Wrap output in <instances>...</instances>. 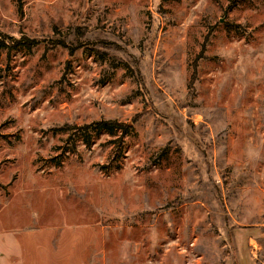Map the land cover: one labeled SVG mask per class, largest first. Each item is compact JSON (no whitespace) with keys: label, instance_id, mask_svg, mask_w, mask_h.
Returning <instances> with one entry per match:
<instances>
[{"label":"rangeland","instance_id":"374dc122","mask_svg":"<svg viewBox=\"0 0 264 264\" xmlns=\"http://www.w3.org/2000/svg\"><path fill=\"white\" fill-rule=\"evenodd\" d=\"M0 31L37 42L0 45V264H264V0H0Z\"/></svg>","mask_w":264,"mask_h":264},{"label":"trees","instance_id":"16d2710c","mask_svg":"<svg viewBox=\"0 0 264 264\" xmlns=\"http://www.w3.org/2000/svg\"><path fill=\"white\" fill-rule=\"evenodd\" d=\"M36 43L37 42H36L35 38H29V37H25V36H20L18 38H15L13 36H10V35L5 34L4 32L0 31V45L7 47L8 51H11L13 48L18 47V46H24V47L30 48ZM61 44L64 46H67L63 42ZM70 50L72 53L73 50L72 49H70ZM198 57H200V56H197L196 59L193 61L192 66H193L194 72L196 70V64H197ZM76 127H78V128H76ZM76 127H75L76 129L81 130V132L85 135V142L87 144H89L90 143V137H91V134L88 131L89 129H93V130L98 131V129L103 128V129H106L110 132L115 130V129H121V131H122L121 135H122L123 133H127L130 130H132L133 123H125V122H119L115 119L101 118L98 120H94L90 123H85L81 126H76Z\"/></svg>","mask_w":264,"mask_h":264},{"label":"crops","instance_id":"0c3cea01","mask_svg":"<svg viewBox=\"0 0 264 264\" xmlns=\"http://www.w3.org/2000/svg\"><path fill=\"white\" fill-rule=\"evenodd\" d=\"M243 235H244V233L241 234V236H237V238H236V244H237V248H238V250H237L238 253L244 259V255L246 254L245 242H249V239L252 236V234H251V232H248L246 234L245 241L242 238ZM41 237H43V236L41 235ZM24 250L27 252L26 257H25V260L26 261L27 260L34 259V260L30 261L29 263H31V264H46L44 257H41V258L38 257L41 254V251H42V248H41L40 245L35 250H33V248L32 249L31 248H28V250L25 249V248H23V249H21V252H20L19 249H18V253L19 254L20 253L22 254L24 252ZM7 253L10 254V252L8 250H7ZM12 254H14V252H12ZM250 264H253V263H250Z\"/></svg>","mask_w":264,"mask_h":264}]
</instances>
